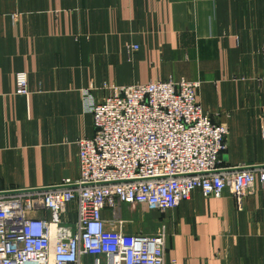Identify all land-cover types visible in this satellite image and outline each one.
Returning <instances> with one entry per match:
<instances>
[{
  "label": "crops",
  "instance_id": "crops-1",
  "mask_svg": "<svg viewBox=\"0 0 264 264\" xmlns=\"http://www.w3.org/2000/svg\"><path fill=\"white\" fill-rule=\"evenodd\" d=\"M166 80L198 82L203 113L227 127L220 168L264 166V0H0V192L78 179L77 142L94 136L85 90L102 100ZM75 218L69 205L61 222ZM118 220L128 234L163 232L167 262L264 264L258 176L240 206L195 190L163 213L123 205Z\"/></svg>",
  "mask_w": 264,
  "mask_h": 264
},
{
  "label": "built area",
  "instance_id": "built-area-1",
  "mask_svg": "<svg viewBox=\"0 0 264 264\" xmlns=\"http://www.w3.org/2000/svg\"><path fill=\"white\" fill-rule=\"evenodd\" d=\"M17 87L26 93L23 74ZM198 88V82L156 81L112 88L102 100L85 90L94 136L77 142L79 177L68 189L0 196V264H82L86 256L92 264H175L165 260L163 232L122 230L121 206L163 213L195 190L205 198L228 191L240 206L256 176L264 193V168H220L228 130L203 113ZM69 205L76 218L65 224ZM105 209L117 229L106 228ZM42 210L49 220L32 217Z\"/></svg>",
  "mask_w": 264,
  "mask_h": 264
},
{
  "label": "water",
  "instance_id": "water-1",
  "mask_svg": "<svg viewBox=\"0 0 264 264\" xmlns=\"http://www.w3.org/2000/svg\"><path fill=\"white\" fill-rule=\"evenodd\" d=\"M263 168H264V166H259V167H240V168L231 169V171H244V170L263 169ZM216 172H219V171H216ZM68 188H72V186H69V187H56V188H45L43 190H22V191L0 192V196L19 194V193H27V192L46 191V190L68 189Z\"/></svg>",
  "mask_w": 264,
  "mask_h": 264
},
{
  "label": "rangeland",
  "instance_id": "rangeland-1",
  "mask_svg": "<svg viewBox=\"0 0 264 264\" xmlns=\"http://www.w3.org/2000/svg\"><path fill=\"white\" fill-rule=\"evenodd\" d=\"M115 88H120V87H115ZM92 93V92H91ZM105 98V97H104ZM91 115V114H90ZM92 116V115H91ZM93 119V118H92ZM238 167H240V166H238Z\"/></svg>",
  "mask_w": 264,
  "mask_h": 264
}]
</instances>
